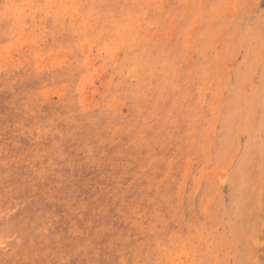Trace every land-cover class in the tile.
I'll return each instance as SVG.
<instances>
[{
	"label": "rangeland",
	"instance_id": "obj_1",
	"mask_svg": "<svg viewBox=\"0 0 264 264\" xmlns=\"http://www.w3.org/2000/svg\"><path fill=\"white\" fill-rule=\"evenodd\" d=\"M0 264H264V0H0Z\"/></svg>",
	"mask_w": 264,
	"mask_h": 264
}]
</instances>
